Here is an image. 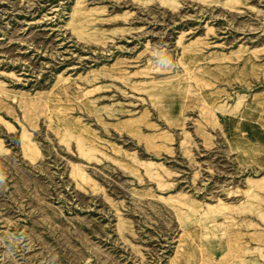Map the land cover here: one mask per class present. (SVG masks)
I'll return each mask as SVG.
<instances>
[{
  "label": "rangeland",
  "instance_id": "rangeland-1",
  "mask_svg": "<svg viewBox=\"0 0 264 264\" xmlns=\"http://www.w3.org/2000/svg\"><path fill=\"white\" fill-rule=\"evenodd\" d=\"M0 264H264V0H0Z\"/></svg>",
  "mask_w": 264,
  "mask_h": 264
}]
</instances>
